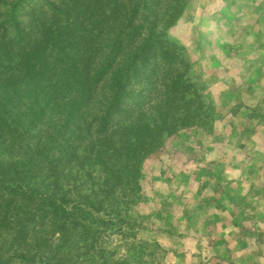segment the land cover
I'll return each instance as SVG.
<instances>
[{
  "label": "rangeland",
  "instance_id": "obj_1",
  "mask_svg": "<svg viewBox=\"0 0 264 264\" xmlns=\"http://www.w3.org/2000/svg\"><path fill=\"white\" fill-rule=\"evenodd\" d=\"M0 5L2 13L14 8L19 27L33 37L59 32L53 42L60 49L47 57L62 66L54 78L66 69L92 85V76L113 64L70 126L60 107L52 128L29 116L20 136L10 134L24 124L11 122L0 141L9 167L50 177L47 192L55 189L66 204L90 195L111 213L96 217H113L111 228L94 223L87 243H68L53 264H264V0ZM8 25L11 38L17 27ZM106 115L102 141L94 117ZM49 136L59 139L45 147ZM115 160L120 181L100 204L96 195L103 197L104 182L113 185ZM58 229L49 224L44 236L53 230L56 243ZM3 239L1 233L0 247Z\"/></svg>",
  "mask_w": 264,
  "mask_h": 264
},
{
  "label": "trees",
  "instance_id": "obj_2",
  "mask_svg": "<svg viewBox=\"0 0 264 264\" xmlns=\"http://www.w3.org/2000/svg\"><path fill=\"white\" fill-rule=\"evenodd\" d=\"M14 10L6 9L5 13H2L0 5V141L5 140L4 133L10 134L11 122L16 125L24 124L20 129L14 128L10 134L11 138L13 133L20 136L29 116L30 123H42L47 129L52 128L54 122L51 120L59 116L56 114L60 107V116H63L64 124L66 127L70 126L78 118L77 114L81 109L89 105L92 100V89L97 88L105 71L108 73L113 65L109 62L105 71H100L97 77L92 76L94 81L92 85H86L80 80L74 81L71 75L66 76V69H63L62 75L54 78L62 70V66L58 60L49 61L47 57L52 56L51 48L60 49L59 43L53 42L59 32L42 30L39 37H33L32 33L19 27L16 14H13ZM9 23L17 27L11 38L8 37ZM47 51L49 54H46ZM14 58L17 59L14 61ZM82 67L85 70L89 69L87 65ZM67 72L70 74V71ZM123 84V80L116 82L114 88L116 93L119 94L123 90ZM61 95H68L70 98L63 102ZM121 97L113 99L114 105L110 110L118 108ZM67 104L70 108L65 110L63 107ZM107 118V115L103 119L94 117V122L99 123L97 137L102 141L108 138L105 134L108 128ZM57 139L59 137L49 136L44 143L45 147ZM8 154V157L12 155ZM48 158L50 156H47ZM3 160L0 159V234H4V245L0 247V264H13L12 261L16 257L19 258L20 264H53L54 257L68 243L81 239L86 244L89 230L94 223L99 222L101 228L113 226V217L110 216L109 219L96 217L95 212L104 214L108 212L101 206L94 205L90 195L81 197L73 204H66L65 197H61L62 200L57 198L55 189L47 192L50 177L33 179L32 175H28L27 169L18 172L17 167H9ZM105 161L106 159L101 165L105 166ZM117 164L119 161L115 160V163L113 161L109 171L113 185L108 188L106 183L108 181L104 182L106 189L103 191V197L97 198L96 195L95 199L100 204L114 195L115 185L120 181L121 175L115 170ZM42 188H45V191ZM49 224L54 230L59 228L57 232L61 236L57 238L56 243L52 239L53 230L50 237L44 236L48 232ZM74 232L78 235L69 239ZM8 254L9 256L5 257ZM121 264L128 263L121 261Z\"/></svg>",
  "mask_w": 264,
  "mask_h": 264
}]
</instances>
